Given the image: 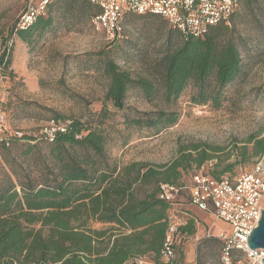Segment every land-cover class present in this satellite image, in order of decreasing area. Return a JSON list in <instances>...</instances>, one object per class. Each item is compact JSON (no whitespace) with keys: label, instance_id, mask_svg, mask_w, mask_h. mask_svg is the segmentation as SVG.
I'll use <instances>...</instances> for the list:
<instances>
[{"label":"trees","instance_id":"trees-1","mask_svg":"<svg viewBox=\"0 0 264 264\" xmlns=\"http://www.w3.org/2000/svg\"><path fill=\"white\" fill-rule=\"evenodd\" d=\"M54 2L49 1L45 14L37 16L29 28L20 29L17 24L15 33L28 43L33 36H42L54 24L49 11L54 5L72 8L78 17L92 23L100 12V7L89 0ZM235 13L229 24H218L201 38L185 36L171 27L162 51L149 61L146 76L134 77L115 60H106L102 65L108 82L105 98L114 108L123 110L127 93L137 89L150 102L174 104L191 86L193 103L221 107L226 88L242 72V48L264 35L261 30L258 35L243 36L234 22ZM131 14L125 16L124 25ZM9 64V56L3 51L0 67ZM179 118L177 111L159 109L140 112L126 123L158 131L174 125ZM100 126L92 128L73 120L63 130L56 129L46 154L41 147L29 146L23 156L42 165L36 176L27 171L19 173L5 155L13 175L0 177V264H139L137 259L148 255L154 256V264H168L161 250L170 217L183 214L186 220L175 234L178 248L183 236L194 234L196 220L185 202L160 198V186L183 183L184 171L193 165L199 169L219 158L216 155L223 149L192 143L181 146L176 159L168 163L110 164L105 158L107 135ZM18 139L13 133L4 136L3 147ZM248 143H253L252 151L244 146L238 154L241 162L264 156V137L253 134ZM234 165L219 170V161L210 172L220 178ZM93 222L110 227L95 229Z\"/></svg>","mask_w":264,"mask_h":264},{"label":"rangeland","instance_id":"rangeland-1","mask_svg":"<svg viewBox=\"0 0 264 264\" xmlns=\"http://www.w3.org/2000/svg\"><path fill=\"white\" fill-rule=\"evenodd\" d=\"M30 1L0 0V57L5 51L10 61L7 68L0 67V115L5 117L0 131V177L13 175L7 154L19 173L27 171L36 176L42 168L41 162L24 157L23 152L36 145L46 154L56 129L73 120L92 128L102 124L100 128L107 135L105 158L110 164L168 163L176 159L181 146L192 143H208L223 149L216 155L219 158L207 161L199 169L193 165L184 171L182 181L186 183H190L193 171L210 172L219 161H222L219 170L235 164L231 172L224 173L233 176L251 171L260 161L259 156H254L241 162L243 158L238 154L244 146H248V152L252 151L253 143L249 144L248 139L253 134L264 137V35L242 48V72L226 88L221 107L193 103L190 86L174 104L161 100L150 102L140 90L131 89L125 109L118 110L105 98L108 82L103 63L113 59L134 77L148 75L149 61L162 51V42L172 26L159 16L131 14L125 23V38L109 40L92 21L78 17L74 9L63 6L59 9L54 5L49 8L54 24L28 43L15 29ZM54 3L52 0L51 4ZM234 22L243 36L258 35L264 30V0H243L236 9ZM159 109L177 111L180 118L174 125L158 131L126 123L140 112ZM15 131L23 135L18 136ZM12 133L19 139L3 147L4 136ZM185 203L191 214L192 206ZM200 215L202 227L218 221L213 233L228 229L227 223L211 214L200 211ZM178 218L183 219L184 215L178 214ZM199 225H195L194 234L182 237L176 249L177 264H222L221 240L217 235H201ZM92 227L110 225L93 222ZM153 258L148 255L144 261L154 264Z\"/></svg>","mask_w":264,"mask_h":264},{"label":"built area","instance_id":"built-area-1","mask_svg":"<svg viewBox=\"0 0 264 264\" xmlns=\"http://www.w3.org/2000/svg\"><path fill=\"white\" fill-rule=\"evenodd\" d=\"M50 0H31L30 6L19 18L18 28L27 29L39 15L46 12ZM98 5L100 12L93 18V25L103 32L107 39L125 38L124 18L132 14H157L167 19L170 26L185 36L201 38L210 33L218 24H229L233 12L242 0H89ZM5 123L0 115V131ZM58 129L63 130L62 127ZM16 132V131H15ZM22 136L23 132H16ZM249 172L236 176L223 174L216 178L211 172L195 170L190 183L183 181L173 185L160 186V198L176 202L182 200L215 219L227 223L228 229L218 233L222 242V264H264V248L251 249L249 236L259 225L264 210V156ZM170 225L165 234L162 258L168 264H177L178 241L176 233L186 220L178 216L170 217ZM210 236H212L210 234ZM146 264L144 259H137Z\"/></svg>","mask_w":264,"mask_h":264},{"label":"water","instance_id":"water-1","mask_svg":"<svg viewBox=\"0 0 264 264\" xmlns=\"http://www.w3.org/2000/svg\"><path fill=\"white\" fill-rule=\"evenodd\" d=\"M261 220L259 225L253 229L251 236H249V247L251 249L264 248V210H262ZM264 263V258H263Z\"/></svg>","mask_w":264,"mask_h":264},{"label":"crops","instance_id":"crops-1","mask_svg":"<svg viewBox=\"0 0 264 264\" xmlns=\"http://www.w3.org/2000/svg\"><path fill=\"white\" fill-rule=\"evenodd\" d=\"M189 206H190V204H188ZM192 208H194V210H195V212L192 210ZM191 210V211H190ZM189 211L191 212V214H192V216L194 217V219L196 220V222L197 223H199L200 225H199V232H200V234L201 235H204L205 233H207L208 235V237L210 236V234L212 235H219L218 233L217 234H215V233H213V226H214V224H217V222L218 221H214L213 223H206L205 225H204V227H202V225H201V222H200V220L198 219V217L199 216H201L200 215V209H198L196 206H192V207H190V209H189ZM201 212H203V211H201ZM197 215V216H196ZM192 217V218H193ZM218 220V219H217ZM196 223V224H197ZM220 233V232H219Z\"/></svg>","mask_w":264,"mask_h":264}]
</instances>
